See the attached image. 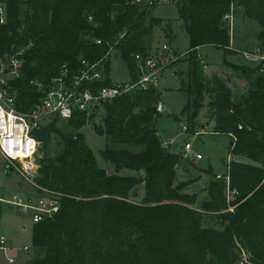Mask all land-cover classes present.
Wrapping results in <instances>:
<instances>
[{
    "label": "trees",
    "instance_id": "trees-1",
    "mask_svg": "<svg viewBox=\"0 0 264 264\" xmlns=\"http://www.w3.org/2000/svg\"><path fill=\"white\" fill-rule=\"evenodd\" d=\"M2 1L8 23L0 43L8 56L22 62L15 82L22 112L36 108L42 96L31 80L49 83L67 71L70 81L81 73L84 60L104 64V71L82 88L97 93L113 86V50L123 58L129 81L138 80L150 57L155 29L162 23L151 13L156 2ZM180 2L191 40L188 112L209 96L213 132L232 138L233 160L227 172L214 175L201 200L185 192L192 181L176 179L184 156L166 146L156 128L161 114L157 88L133 89L100 104L91 115L78 111L69 120L45 117L34 131L41 157L33 188L38 196L58 199L60 210L35 223L32 246L44 255L29 264H237L235 239L252 264H264V60L255 67L225 60L224 66L246 82L236 95L220 74H205L198 54L203 46L234 54L228 20L234 7L259 22L264 49V0ZM89 121L107 139L101 151L104 159L117 172L126 168L137 175L110 174L98 165L80 132ZM142 183L145 197L137 201L135 188ZM227 193H233L232 198ZM205 215L220 218V228L204 227Z\"/></svg>",
    "mask_w": 264,
    "mask_h": 264
},
{
    "label": "rangeland",
    "instance_id": "rangeland-1",
    "mask_svg": "<svg viewBox=\"0 0 264 264\" xmlns=\"http://www.w3.org/2000/svg\"><path fill=\"white\" fill-rule=\"evenodd\" d=\"M181 0H165L156 3L152 8V16L162 20L160 27L154 32L153 46L150 57L157 63L152 72L159 71L160 102L164 105L165 111L160 114L156 121V128L164 143H168L174 152L182 153L184 158L177 168V182L192 181L185 192L196 193L198 200L205 197L204 187L210 182L214 175H224L227 172L229 163L233 160L231 152L232 138L226 134L214 133L215 121L210 118L212 109L210 98L204 95L203 105L194 111L188 112L190 97L187 92L190 83V35L187 32L184 21L181 18ZM232 10V9H231ZM243 8H235L228 18L231 30V45L234 54L226 56L224 52L213 46L199 48V58L206 75L218 73L229 81L231 88L236 95L244 91L246 82L243 78H237L231 68L224 66L225 60L239 65L255 67L260 61H254L248 57V53L264 55L261 41L258 34L261 31L259 22L246 16ZM167 44L170 50L164 51L162 47ZM161 54H166L162 58ZM157 56V58L155 57ZM110 75L114 82H128L130 80L129 70L120 53L113 50L110 56ZM101 71H104V64L101 63ZM100 114L104 115L102 110ZM191 115H194L191 118ZM98 120H94L95 122ZM204 126V127H203ZM90 149L94 152L98 165L105 168L110 174L122 176L137 175L138 172L130 169H122L117 172L114 165L104 159L101 154L107 146V139L95 130L93 123L89 121L81 129ZM191 143L192 149L187 150L185 145ZM38 146L37 159L41 157ZM200 154L202 159H198ZM246 161V158H238ZM194 160V161H193ZM7 164L0 154V198L11 199L13 195L25 194L38 198L33 185L26 181L16 171L7 172ZM136 200L142 201L145 197V185L139 184L135 188ZM232 198L233 193H227ZM207 196V195H206ZM233 211L234 207L228 209ZM220 218L205 215L204 227L220 228ZM34 222L32 214L22 211L20 208L0 202V239L5 236L9 241L14 242L17 248L0 250V264L7 262L10 255L17 257L16 263L29 264L37 257L43 256L44 251H35L33 243ZM26 226L25 230H22ZM222 228V226H221ZM10 244V243H9ZM238 253L237 264H252L248 254L241 244L235 239ZM29 245L30 250L23 251L24 246Z\"/></svg>",
    "mask_w": 264,
    "mask_h": 264
},
{
    "label": "built area",
    "instance_id": "built-area-1",
    "mask_svg": "<svg viewBox=\"0 0 264 264\" xmlns=\"http://www.w3.org/2000/svg\"><path fill=\"white\" fill-rule=\"evenodd\" d=\"M165 0H136L137 3H161ZM8 23V10L6 4L0 0V40L3 28ZM100 43V41H99ZM162 50L168 51L170 47L164 44ZM254 61H263L264 55L248 53ZM163 56V54H161ZM160 56V57H161ZM157 58V56H155ZM162 58V57H161ZM137 59L141 60L138 55ZM149 57L145 61V68L140 78L134 82H116L113 86L104 87L97 93L90 88H82L85 81H94L102 76L101 63L89 64L82 61L83 69L70 81L67 71L56 76L49 83L40 80H31L30 84L42 94L40 103L28 112H22L17 106V88L15 82L21 77L22 62L16 56H8L0 43V154L7 164V171H16L35 186L34 177L40 167L37 159L39 141L34 136L35 129H39L43 119L48 116H58L62 120L71 119L78 111L91 115L99 109L100 104L110 101L117 96L128 93L136 88H157L160 84L159 71L152 72L157 63ZM155 61V60H154ZM157 111L163 113L164 105L159 101ZM167 146L168 143H165ZM187 150L192 149L191 143L185 145ZM201 159L200 154L197 155ZM1 203L20 208L32 214L33 222L39 223L53 218L60 210L59 200L49 195L38 196L35 199L25 194L13 195L11 199L0 198ZM7 238L0 239V250H7ZM30 250L29 247L24 248ZM8 263H16L9 258Z\"/></svg>",
    "mask_w": 264,
    "mask_h": 264
},
{
    "label": "crops",
    "instance_id": "crops-1",
    "mask_svg": "<svg viewBox=\"0 0 264 264\" xmlns=\"http://www.w3.org/2000/svg\"><path fill=\"white\" fill-rule=\"evenodd\" d=\"M201 159H202V158H201ZM193 161H194V160H193ZM34 224H35V223H34ZM25 229H26V226H24L22 230H25ZM6 238H7V237H6ZM9 243H10V244H9ZM6 244H7L8 246H9V245H12V246H9V249L17 248V247L14 246V242H13V241H9L8 239H7V243H6ZM25 247H29V248H30L29 245L24 246V248H25ZM24 248H23V251H25ZM10 257H13V258L16 260V262H17V260H18V259H16L17 257H14L13 255H10Z\"/></svg>",
    "mask_w": 264,
    "mask_h": 264
},
{
    "label": "water",
    "instance_id": "water-1",
    "mask_svg": "<svg viewBox=\"0 0 264 264\" xmlns=\"http://www.w3.org/2000/svg\"><path fill=\"white\" fill-rule=\"evenodd\" d=\"M204 127V126H203Z\"/></svg>",
    "mask_w": 264,
    "mask_h": 264
}]
</instances>
